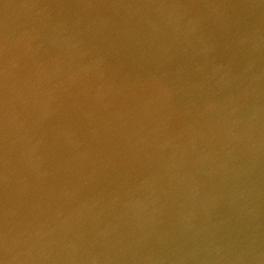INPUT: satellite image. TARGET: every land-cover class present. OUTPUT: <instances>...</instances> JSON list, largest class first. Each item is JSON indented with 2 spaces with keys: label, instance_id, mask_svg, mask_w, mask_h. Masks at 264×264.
<instances>
[{
  "label": "water",
  "instance_id": "95a60500",
  "mask_svg": "<svg viewBox=\"0 0 264 264\" xmlns=\"http://www.w3.org/2000/svg\"><path fill=\"white\" fill-rule=\"evenodd\" d=\"M0 264H264L131 0H0Z\"/></svg>",
  "mask_w": 264,
  "mask_h": 264
}]
</instances>
